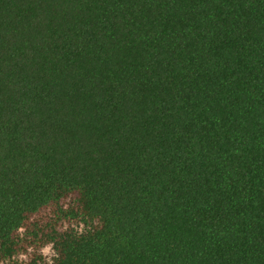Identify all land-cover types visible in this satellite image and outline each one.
<instances>
[{"label": "trees", "instance_id": "16d2710c", "mask_svg": "<svg viewBox=\"0 0 264 264\" xmlns=\"http://www.w3.org/2000/svg\"><path fill=\"white\" fill-rule=\"evenodd\" d=\"M0 264H264V0H0Z\"/></svg>", "mask_w": 264, "mask_h": 264}, {"label": "rangeland", "instance_id": "374dc122", "mask_svg": "<svg viewBox=\"0 0 264 264\" xmlns=\"http://www.w3.org/2000/svg\"><path fill=\"white\" fill-rule=\"evenodd\" d=\"M42 252L46 255V256H48V255H50V253H51V248H50V246L48 247H45V248H43L42 249Z\"/></svg>", "mask_w": 264, "mask_h": 264}]
</instances>
